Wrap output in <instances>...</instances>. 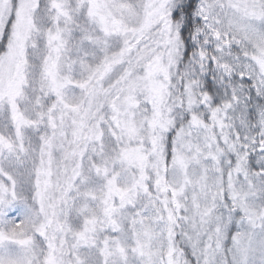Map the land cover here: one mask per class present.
Segmentation results:
<instances>
[{
    "label": "snow or ice",
    "instance_id": "obj_1",
    "mask_svg": "<svg viewBox=\"0 0 264 264\" xmlns=\"http://www.w3.org/2000/svg\"><path fill=\"white\" fill-rule=\"evenodd\" d=\"M0 264H264V0H0Z\"/></svg>",
    "mask_w": 264,
    "mask_h": 264
}]
</instances>
